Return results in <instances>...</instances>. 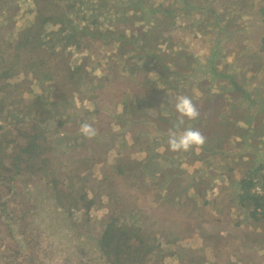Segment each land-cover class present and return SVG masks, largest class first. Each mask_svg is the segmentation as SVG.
Listing matches in <instances>:
<instances>
[{
    "label": "rangeland",
    "instance_id": "1",
    "mask_svg": "<svg viewBox=\"0 0 264 264\" xmlns=\"http://www.w3.org/2000/svg\"><path fill=\"white\" fill-rule=\"evenodd\" d=\"M81 2L0 0V48L8 55L7 64L21 53L15 47L19 34L31 28L45 36L55 31V25L42 26L41 19L36 20L38 6L44 7L43 16L65 21L67 15L73 21L64 25L68 28L100 26L137 37L126 49L104 44L87 32L82 43L88 47L78 49L66 38L55 39L16 61L15 87L6 104L10 100L28 104L37 95L68 102L63 114L48 120L45 131L47 147L53 151L46 157H65V177L59 192L27 175L26 182L16 180L14 185L0 180L1 201H8L13 214V218L0 215V264H108L96 243L103 219L111 220L105 214L111 213L119 217V224L151 234L150 242L158 245L154 255L158 263L261 264L264 249L258 237L264 235V218L258 214L254 219L251 208L241 206L237 195L238 183L249 172L260 165L264 172V52L260 49L264 24L258 14L264 0ZM34 58L45 64L31 67ZM137 61L138 73L131 76L129 70ZM162 64L176 71L179 76L170 78L183 88H165L169 85L161 77ZM77 66L84 72L72 81L68 74ZM113 66L116 81L106 89L108 72L102 68ZM39 70L44 76L37 75ZM153 89L163 90V96H153ZM123 94L129 102L142 98L152 102V107L143 108L147 116L158 117L156 107L161 108L163 124L152 117L140 120L145 129L131 134L120 156L116 153L122 146L106 154L107 143L115 140L118 147L122 141L116 138V128L109 134L98 132L94 139L105 141L102 145H93V138L81 145V123L104 128L95 114L99 100L93 103L91 98L103 97L105 109ZM181 95L189 96L201 111L183 129L205 132L208 128L206 135L214 140L209 154L201 149L169 150L166 136L177 124L178 113L168 97L174 103ZM6 113L0 112V135L12 138L10 123L21 114L12 106ZM201 116H208L209 124ZM134 161L143 164L119 177L115 166ZM85 192L93 201L90 214L74 209ZM68 205L71 216L65 213ZM10 226L18 234L10 232Z\"/></svg>",
    "mask_w": 264,
    "mask_h": 264
},
{
    "label": "trees",
    "instance_id": "2",
    "mask_svg": "<svg viewBox=\"0 0 264 264\" xmlns=\"http://www.w3.org/2000/svg\"><path fill=\"white\" fill-rule=\"evenodd\" d=\"M42 1L43 0H41V2ZM78 1L79 4H82L81 0ZM42 10L44 11V7L38 6V8L36 9V20L41 19L40 22L42 23V26L46 24L55 25V31L47 34V36H45L44 34L37 35L33 32V28H31L26 30V32L19 34V37L15 40V47L17 49V53H20V51L21 53L17 55L16 61L21 59L24 53L27 54L31 50L33 52L39 48H42V45H51L52 43H54L53 41L55 39L58 40L66 38L67 40H70L72 46H75L78 49L82 47H88L82 43V41L84 40V35L87 32V35H97L98 40L105 41L104 44H109L112 42L113 45L120 44V47H125L126 49V44L137 42V37H134L133 35L129 37L124 32L118 33L115 29L103 30V28L100 26H98L96 29H87L83 25H73L72 28L71 26H69V28L65 27V24L73 22L70 20V18L67 17V15H65V21H63L62 18L59 19L58 17L53 16H43ZM258 14L261 16L264 24V8H261L258 11ZM89 31H91L92 33ZM49 36H51L52 39H50ZM260 49L262 52H264V35L261 38ZM1 50L2 49L0 48V112L2 114H7L6 112L8 111L9 106H12L16 112H19L21 114V116L18 119L16 118V121L10 123V127L14 130L11 135L12 138H6L2 137L3 135H0V147L2 146V149L0 151H4L2 156H0V180L2 182H4L5 180L6 182L9 181L14 185L16 180H23L24 182H26L28 178L25 176L27 175L30 178H39L47 182L49 185H52V187L56 191L59 192V187L61 185V182L63 183V178L65 177V168H62V163L66 162V159L64 156L63 158L54 156V158L51 157L50 160L46 157L49 156V154L52 155L53 151L50 152L49 148L47 147L45 131L48 120L54 118L55 115L63 114V110H65V107L69 106L68 102L64 98L53 96H48L47 98L45 96L37 95L35 100H31L30 102H28V104H22L18 101L14 102L11 100L6 104L9 94L12 93V89L15 87V84H13L12 81L16 76L14 66L17 62L12 60L9 64H7L8 55ZM125 52H127V50H125ZM154 52L155 51H152L151 53ZM140 59L145 63L143 58ZM160 59L164 61L162 57ZM138 63L139 62L137 61L136 64L132 65V68L129 70L131 76L138 73ZM40 64H45V61H38L36 63V59L34 58L33 63L29 62V65L31 67H37ZM162 66L164 72H161V77H163L164 79L166 78V81L169 85L165 88L175 91L183 88V86H181V84L178 82H176V84H173L175 79L170 78L171 76L176 74V71L169 68L166 64H162ZM45 67H47V64L45 65ZM102 69L104 70V72H108V77H106L104 83L108 86L106 89H109L116 81V77L113 76L115 73L114 69L116 70V68L113 66L112 70L107 67H104ZM44 71L50 72L49 70ZM83 72L84 69L81 66H77L76 68H73L72 72L68 75L73 81L77 76H79L80 78ZM170 72L172 74H169ZM37 75L44 76V72L41 71ZM175 76L179 75L176 74ZM76 80L78 79L76 78ZM232 84L236 90H240V88L235 83ZM153 92V96L155 97L163 96V90L158 93L155 90ZM122 97L123 98H121V100L119 101L111 102V104L108 103L107 105H111V107L105 109H103V107H105L103 97L100 98V96H98L91 98L93 99V103L96 100H99V102L97 103H100V108L95 110V114L98 117L97 120L100 123L103 122L104 125V128L98 129L100 135H103L104 133L109 134L114 131L113 128H116L119 135L116 136V138L118 139L119 137H121L122 139L121 143H119L120 146L118 147H116L118 143L113 144L115 140L107 143L106 154L108 153L109 155L111 153H114L115 149H118L122 146V148H120V150L116 153L120 156L122 149H124L127 142L130 140L131 134L138 131L139 129H145L144 125L140 124V120H146L147 117H152V120L154 122H156L157 120V122L162 123V120L160 118V115L162 114L161 108L156 107L158 112V117L156 118L155 116H147L145 110L143 111V108H150L153 106L152 102H150L149 100L147 101L146 98L138 99L136 103H133L129 102L126 99V95L123 94ZM166 97L167 95L165 93V98ZM11 112H13V110H10L8 114H10ZM201 119H203L207 123L209 122L208 116H201ZM188 122L189 120L186 119L184 124ZM184 124L181 125L182 129L184 128ZM206 130L209 129H204L205 132H202L204 135L209 134V132ZM97 136H99V134H97ZM79 137V139L83 140V143L81 145H85L84 140L87 141L86 137L82 134H80ZM206 137L207 142L201 150L203 153L209 154L214 148L212 147L214 146V140H212V138H210L208 135H206ZM166 138H168V136H166ZM92 140L95 141L93 143V145L95 146L102 145L105 142L103 140L97 142L94 138ZM133 140L135 141V139ZM215 147H218L217 144ZM141 164L143 163L134 161L129 166L126 164H120L117 168L116 165L115 171L119 175V177H124L126 173L132 172L133 170H135L136 166ZM127 168L128 171H125ZM262 168V165L256 167L253 172H249L247 176L240 180V183H238L240 185V189L237 195V199L241 206L247 207L248 209L251 208L250 215L254 219L257 218L258 214L264 218V202L261 198L256 197V195L252 192L253 188L258 183H260V181L264 184V172H262ZM259 173H261L262 175ZM177 174L180 173L178 172ZM156 175L157 174H155L154 177H157ZM176 179L177 178H175L174 180ZM87 196V193L80 196L81 203L77 202L74 205L75 210H84L86 212H89L90 214V212L93 210V201L91 199H88ZM7 205L8 201H1L0 197V212H2L0 215L8 218L11 215L12 217L10 218H13V214L8 210ZM218 209L221 210L222 208ZM65 210L67 212H64L71 216L72 212L69 205L67 208H65ZM105 215L106 218L110 216L111 220L106 223V220L103 219V224H105L103 225L101 236L96 244L100 250L101 256L105 258L108 264H163L158 263L159 261L155 259L154 255L158 250V245H154L152 242H150L149 235L151 234L147 233V230L145 231L144 229L142 230L140 228L134 229L132 228V226H124L122 224H119L117 221L119 217L115 213H111V215ZM9 231L16 232V234H18L15 228L13 229V226H10ZM11 239L14 240L13 236Z\"/></svg>",
    "mask_w": 264,
    "mask_h": 264
},
{
    "label": "clouds",
    "instance_id": "3",
    "mask_svg": "<svg viewBox=\"0 0 264 264\" xmlns=\"http://www.w3.org/2000/svg\"><path fill=\"white\" fill-rule=\"evenodd\" d=\"M168 103L173 104L175 111L178 113L177 124L168 132L167 144L169 150L172 152H188L202 149L207 142V137L198 128L188 127L182 131L179 130L185 119L196 120L200 117V108L187 95L177 97L174 103L172 98L168 97ZM79 131L88 139H92L98 134V129L88 122L81 123Z\"/></svg>",
    "mask_w": 264,
    "mask_h": 264
},
{
    "label": "built area",
    "instance_id": "4",
    "mask_svg": "<svg viewBox=\"0 0 264 264\" xmlns=\"http://www.w3.org/2000/svg\"><path fill=\"white\" fill-rule=\"evenodd\" d=\"M253 194L256 195V197L258 198H261L264 202V184L262 185H256L254 188H253Z\"/></svg>",
    "mask_w": 264,
    "mask_h": 264
},
{
    "label": "crops",
    "instance_id": "5",
    "mask_svg": "<svg viewBox=\"0 0 264 264\" xmlns=\"http://www.w3.org/2000/svg\"><path fill=\"white\" fill-rule=\"evenodd\" d=\"M256 219H257V218H256ZM258 242H259V243L261 242V243L263 244V245H262V248L264 249V235L258 237ZM261 254H262V253H261ZM262 256H263V260H264V252H263ZM261 264H264V261L261 262Z\"/></svg>",
    "mask_w": 264,
    "mask_h": 264
}]
</instances>
